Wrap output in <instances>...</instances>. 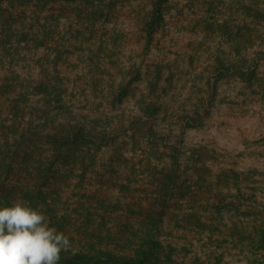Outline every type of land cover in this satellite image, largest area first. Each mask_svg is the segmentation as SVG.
<instances>
[{"label": "rangeland", "instance_id": "374dc122", "mask_svg": "<svg viewBox=\"0 0 264 264\" xmlns=\"http://www.w3.org/2000/svg\"><path fill=\"white\" fill-rule=\"evenodd\" d=\"M115 1L101 25L61 22L59 56L22 49V60L5 57L0 68V77L25 78V85L29 75L52 77L57 69V85L68 91L76 116L87 113L88 123L108 129L107 146L82 189L66 194L68 205L101 189L118 210L105 216L112 219L107 234L116 237L121 210L137 214L147 195L169 194L160 238L172 264H257L264 250L246 258L230 233L250 230L242 215H253V199L264 196V0H168L148 47L151 0ZM136 70L139 79L118 103L115 85L134 79ZM8 96L10 104L16 94ZM202 101L208 115L187 128L181 117ZM162 169L175 171L171 190L163 188ZM133 219L126 234L138 228ZM222 241V256L212 262Z\"/></svg>", "mask_w": 264, "mask_h": 264}, {"label": "trees", "instance_id": "16d2710c", "mask_svg": "<svg viewBox=\"0 0 264 264\" xmlns=\"http://www.w3.org/2000/svg\"><path fill=\"white\" fill-rule=\"evenodd\" d=\"M113 3L116 1L0 0V68L5 57H9V61L15 58L17 63L22 60V49L31 55L49 49L54 56H59L61 22L69 25L74 22L81 27L101 25ZM167 3L168 0H151V18L144 28L147 47L163 23ZM75 32L78 36L81 34L79 29ZM39 66H42L37 67L40 71ZM135 74L134 79L115 85L118 103L131 84L139 79V71L136 70ZM40 75L43 74L29 75L28 85H25L27 79L13 74L11 78L0 77V206L24 202L43 212L49 226L66 235L71 243V248L61 252L58 264H172L171 254L164 251L165 244L160 238L171 208L169 194L147 195L144 207L140 206L137 214H134L136 211L128 213L127 208L121 210L123 221L112 226L116 237L112 236V231L107 234L106 224L112 219L105 216L118 210L110 207L113 203H109L101 189L93 198L81 195L73 208L68 205L70 198L66 194L71 189H82L88 171L96 165L98 152L108 144L106 137L109 133L107 127L88 123L87 113H78L83 118L76 116L68 91L61 83L57 85L61 77L57 69L53 70L52 77L43 75L42 78ZM13 91L15 99L8 104L5 99ZM37 98V103L42 104L40 108L38 104V107L34 106ZM203 104L204 101L201 106L194 107L191 115L181 117L187 128L199 126L208 115L209 108ZM151 106L154 105L150 103V109ZM93 112L98 114L100 109L97 107ZM98 128H101L99 133ZM177 156V150H174L171 154L174 165H177ZM160 174L163 188L167 185L171 190L176 182L175 171L162 169ZM70 183H74L71 188ZM252 203L253 215L245 212L242 215L244 225L250 230L239 229L230 233V238L237 239L238 248H242L246 258L251 250L254 255L264 250V196L254 198ZM120 218L113 220L117 222ZM132 219L136 224L131 225L138 228L126 234L128 222ZM74 226L76 228H72ZM216 243L220 244L213 248L220 249L221 253L225 242ZM246 243L250 245L243 246ZM219 256L222 253L212 262L218 263ZM255 260L257 264H264V255L258 259L255 256Z\"/></svg>", "mask_w": 264, "mask_h": 264}, {"label": "clouds", "instance_id": "9594fccd", "mask_svg": "<svg viewBox=\"0 0 264 264\" xmlns=\"http://www.w3.org/2000/svg\"><path fill=\"white\" fill-rule=\"evenodd\" d=\"M69 238L24 202L0 206V264H58Z\"/></svg>", "mask_w": 264, "mask_h": 264}]
</instances>
